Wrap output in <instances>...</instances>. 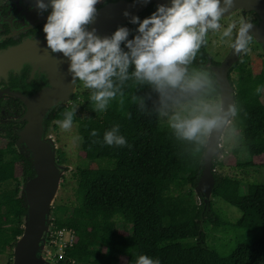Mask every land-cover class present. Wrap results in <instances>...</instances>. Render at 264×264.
<instances>
[{"label":"trees","instance_id":"1","mask_svg":"<svg viewBox=\"0 0 264 264\" xmlns=\"http://www.w3.org/2000/svg\"><path fill=\"white\" fill-rule=\"evenodd\" d=\"M142 12L139 16L148 15ZM130 29L129 39L136 25ZM121 47L127 51L122 43ZM215 60L206 49V38L196 55L187 64L183 79L175 86L141 81L135 75V65L129 64L121 76L119 70L110 79L113 93L106 97L103 109L92 99L99 89L85 87L80 110L75 115L71 107H55L51 120L63 121L71 113L78 133L88 138L85 157L96 161L94 168H79L76 173L74 202L71 206L53 208L51 227L75 231V239L65 255L52 264H136L140 254L158 259L160 264H264V181L247 182L231 178L215 170L212 196L220 198L241 213L235 221L227 213L206 202L189 199L185 202L173 188L184 184L196 187L203 169L205 142L210 127H202L193 137L183 135L176 124L185 120L164 122L162 113L176 104L194 105L219 99V88L210 68ZM232 71L237 73L231 77ZM235 94V110L228 132L244 133L248 142L236 143L231 151L241 167L256 166L261 158L264 167V65L254 73L243 61H238L229 73ZM81 81V80H79ZM77 94L72 96L76 103ZM89 103V104H88ZM116 128L124 136V145H109L104 134ZM95 131L96 135H92ZM8 136L0 134V139ZM8 139V138H7ZM5 139V140H7ZM9 140V139H8ZM257 140V141H253ZM8 141L10 147L13 143ZM0 140V248H13L23 233L26 202L21 194V180L32 176L29 160L18 153V159L5 158ZM89 212L96 213L92 224ZM193 216V226L188 219ZM106 224L103 225V218ZM223 233L242 231L235 239L217 246L207 242L204 225Z\"/></svg>","mask_w":264,"mask_h":264},{"label":"clouds","instance_id":"2","mask_svg":"<svg viewBox=\"0 0 264 264\" xmlns=\"http://www.w3.org/2000/svg\"><path fill=\"white\" fill-rule=\"evenodd\" d=\"M99 0H37L40 8L51 7L43 25L45 39L53 52H60L69 60V70L75 78L83 81L85 87L99 89L92 99L103 109L106 97L113 93L111 77L117 70L123 76L129 64L135 65L134 75L141 81L164 85H177L184 77L187 64L196 55L208 29L219 27L218 20L226 11L221 0H170L160 4L150 15L141 18L132 15L129 23L136 25L135 34L129 39L127 25L118 26L110 36L100 37L95 29L89 30ZM232 0H225L231 5ZM128 15L127 11L124 13ZM248 25L240 28L234 48L245 47L243 38ZM231 28L224 32L229 35ZM124 44L127 51L121 47ZM60 126L71 125V113ZM215 121L195 117L175 125L183 135L191 138L202 127H210ZM113 128L104 134L109 145H124V136L116 134ZM92 135H96L93 131ZM136 264H160L146 254L137 257Z\"/></svg>","mask_w":264,"mask_h":264},{"label":"water","instance_id":"3","mask_svg":"<svg viewBox=\"0 0 264 264\" xmlns=\"http://www.w3.org/2000/svg\"><path fill=\"white\" fill-rule=\"evenodd\" d=\"M152 1L160 5L166 0L120 1L111 4L94 16L88 28L95 29V33L100 37L110 36L118 26L130 20L132 15L141 13ZM221 3L226 7V11L220 17H227L237 9L257 13L260 18L259 24L247 23L240 28L249 26L243 38L246 40L249 36L254 37L264 53V0H232L230 6L225 4V0H221ZM125 11L128 13L127 16L124 14ZM238 33L239 31L234 44ZM234 44L219 63L210 66L219 88L220 110L206 137L202 174L195 187L207 203L214 186L212 161L235 110V90L230 83L229 73L239 61L245 47L237 51ZM48 68L51 85L26 99L27 110L24 118L27 121L18 131L16 140V143L22 144L26 151L25 156L31 164L33 174L23 183L26 212L23 233L13 247V264H49L43 255L49 233L48 220L64 170L55 162V144L48 135L49 127L54 120H51L49 125L46 121L59 103L70 99L78 78L70 72L69 60L60 52L53 57Z\"/></svg>","mask_w":264,"mask_h":264},{"label":"rangeland","instance_id":"4","mask_svg":"<svg viewBox=\"0 0 264 264\" xmlns=\"http://www.w3.org/2000/svg\"><path fill=\"white\" fill-rule=\"evenodd\" d=\"M239 23V17H237V15L234 13L233 15L230 14L226 18H223V21L218 23V28L206 31V49L215 60V64L219 63L230 51L232 45L234 44V40L232 41V35L235 29L240 28L243 24H246V22H243L240 26ZM229 28H231V31L229 35L225 36L224 32ZM239 60L245 62L246 65L250 67L254 73H257L261 70L264 65V53L260 49V46H256L253 43H247L245 44V49L242 55L240 56ZM231 77L236 78L237 73L235 71H232ZM83 91L84 85L82 84V81H80L79 84H77L76 88V94L78 96L76 103L72 102V100H67L62 102L63 104H58L57 106H64V108L71 107L75 115H86V113L80 110L79 105L81 104V102H83V97L81 96ZM219 110V99L207 102H199L194 105H189L188 103L176 104L165 108L162 113V120L164 122H169L173 120H185L188 115L190 117L206 115L210 117L209 120L216 121V117L219 113ZM59 122L62 121L55 120L51 123L48 135L51 137L50 139L55 144V162L59 166H62L64 171L61 175L59 181V188L51 206L49 218H53L54 207L65 205L71 206V203L74 202V191L76 188V171L79 168H94L98 165L96 161L88 160L85 157L86 152L89 148V141L88 138L83 137L78 133L77 123L71 122L70 127L64 129L60 126ZM212 126H210V128ZM5 139H0L2 142L1 145L7 147L8 145L6 144L10 140ZM246 141L248 142V139H246L244 133L239 132L235 134L233 132H228L226 129L220 139V146L217 149V153L214 156L216 160L215 170L217 172H223L225 175L231 178L241 179L244 182L245 187L247 182L264 181V167L260 166L262 162L261 158L255 159V161L257 162L256 166L241 167L239 165V158L234 155L231 151V148L236 143H244ZM18 153L26 157V151L23 149L22 144H17L16 142H13L10 147L5 148L6 159L16 161L18 159ZM24 182L25 181L21 180L20 183L21 194L23 198L25 197L23 191ZM173 190L176 194L181 195L185 202L189 199L196 200L197 202H199L200 197H203L197 188H192L189 184H184L181 186V188L178 189L173 188ZM207 200H209V202H211L215 207L224 210L231 221H235L241 213L237 208L229 205L220 198L210 196L209 199L207 198ZM71 207H73L71 214L75 215L77 207L76 205H72ZM88 219L90 220V223L93 224L96 220V213L89 212ZM106 220V217H104L102 221L103 225L106 224ZM193 221V216H190L188 219L190 227L193 226ZM204 229L206 232L207 242L214 246H217L218 244L226 240L235 239L238 234L242 233V231H237L233 233H223L213 230L208 225H204ZM63 242L64 238L62 240L57 241L56 245L58 247H55V250H58L60 244H62ZM51 252L53 253L54 250H51ZM0 264H13V248H0Z\"/></svg>","mask_w":264,"mask_h":264},{"label":"flooded vegetation","instance_id":"5","mask_svg":"<svg viewBox=\"0 0 264 264\" xmlns=\"http://www.w3.org/2000/svg\"><path fill=\"white\" fill-rule=\"evenodd\" d=\"M120 1L134 0H99L96 14ZM44 3L47 4L48 0H44ZM169 3L170 0H166L162 4ZM157 6L152 1L142 12L144 14L151 11L148 13L150 15ZM50 11V6L40 8L37 0H0V134L8 136L11 141L13 139L14 143L18 138V131L27 121L24 118L27 110L26 99L51 85L48 66L57 52L48 47L43 31ZM234 13L239 17L240 26L243 22L260 23V18L254 11L237 9L232 15ZM223 18L226 17H220L218 23ZM238 29L240 28L233 32L232 41H235ZM247 43L260 46L251 36L246 39ZM79 82L77 79L75 91L69 100L75 95Z\"/></svg>","mask_w":264,"mask_h":264},{"label":"built area","instance_id":"6","mask_svg":"<svg viewBox=\"0 0 264 264\" xmlns=\"http://www.w3.org/2000/svg\"><path fill=\"white\" fill-rule=\"evenodd\" d=\"M64 238V242L60 244L58 250H55L56 242L62 240ZM75 239V231L66 229V228H57L51 227L49 224V233L46 237V247L43 252V255L50 264L58 262L65 255V250L67 247L71 246ZM54 250L52 253L51 250Z\"/></svg>","mask_w":264,"mask_h":264}]
</instances>
